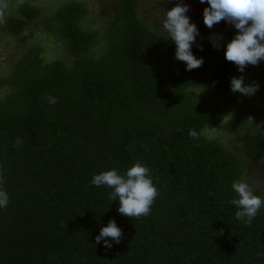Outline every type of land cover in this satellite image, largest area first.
Masks as SVG:
<instances>
[{
    "label": "trees",
    "instance_id": "trees-1",
    "mask_svg": "<svg viewBox=\"0 0 264 264\" xmlns=\"http://www.w3.org/2000/svg\"><path fill=\"white\" fill-rule=\"evenodd\" d=\"M99 1L108 14L95 28L82 24L88 10L78 0L47 9L26 1L4 15L22 46L0 69V188L9 196L0 264H264V204L244 223L230 203L241 156L264 158L254 109L236 112L242 94L228 88L230 76L248 83L222 54L236 29L196 39L191 51L203 62L185 70L167 33L140 18L146 0ZM31 28L39 39L25 34ZM58 41L59 55L46 56ZM230 114L241 155L204 133ZM136 160L157 195L147 215L127 217L110 189L89 180ZM110 218L121 236L104 247L93 236Z\"/></svg>",
    "mask_w": 264,
    "mask_h": 264
},
{
    "label": "clouds",
    "instance_id": "clouds-1",
    "mask_svg": "<svg viewBox=\"0 0 264 264\" xmlns=\"http://www.w3.org/2000/svg\"><path fill=\"white\" fill-rule=\"evenodd\" d=\"M203 5L201 18L203 24L211 28L222 19L230 23L236 31L223 43V57L236 65L237 72L242 73L247 64L255 65L264 61V0H200ZM189 5L176 2L164 9L161 26L168 39L174 44L173 58L183 62L185 70L198 67L203 58L191 51L192 46L200 47L196 42L199 34L194 21L187 15ZM216 47V41L210 40ZM258 84L246 83L242 75L230 76L228 88L231 92L243 95L254 93ZM48 103H54L55 97L45 96ZM251 118V117H250ZM190 137L195 138L197 132L188 129ZM89 183L94 186H105L109 200L116 201L118 213L127 217L147 215L157 188L152 182L148 167L136 160L123 169L115 167L101 169L91 174ZM234 196L230 203L236 206L234 215L244 223L251 222L264 200L256 194L253 188L242 179L233 180L230 185ZM9 203L8 193L0 188V208ZM121 230L111 218L99 226L93 236L95 242L104 247H111L112 242H118ZM110 238V239H109Z\"/></svg>",
    "mask_w": 264,
    "mask_h": 264
},
{
    "label": "rangeland",
    "instance_id": "rangeland-1",
    "mask_svg": "<svg viewBox=\"0 0 264 264\" xmlns=\"http://www.w3.org/2000/svg\"><path fill=\"white\" fill-rule=\"evenodd\" d=\"M30 2L41 8L47 9L55 2H68L70 0H6L7 5L4 8L3 14H0V69L6 67L7 61L15 54L22 46L18 37L9 34L3 27L4 15L15 12L16 8L22 2ZM86 4L87 14L83 18L82 24L87 28H95L103 25L108 14V6L101 3L99 0H78ZM178 0H146L143 2L138 13L142 20H144L151 27L160 29L165 32L161 26L164 9L170 7ZM179 2L187 3L189 5L187 15L195 22L198 29V35L195 39L213 38L220 35L222 32L233 27L230 23H226L223 19L218 23H214L211 28L206 27L201 18V9L203 5L200 0H179ZM36 29L31 28L25 34L29 35V39L35 38ZM46 56H56L59 54H52V51L59 53L62 50L61 43L55 42L54 47L46 46ZM248 79V83H256L258 87L251 95H241L237 103L236 112H248L254 109V114L257 117V127L264 129V61H258L257 64H247L242 72ZM197 94L201 97L210 96L209 88H196ZM232 115H228L222 122L205 128L204 133L211 137L217 138L232 148L236 153L241 155L242 144L239 138V132L232 129L229 119ZM256 117L251 116L250 121H254ZM244 165V172L241 177L254 190L256 194H264V158L253 162L241 156Z\"/></svg>",
    "mask_w": 264,
    "mask_h": 264
}]
</instances>
